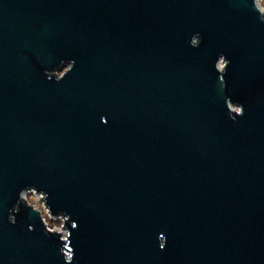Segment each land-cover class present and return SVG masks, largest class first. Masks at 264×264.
Masks as SVG:
<instances>
[{"label": "water", "instance_id": "water-1", "mask_svg": "<svg viewBox=\"0 0 264 264\" xmlns=\"http://www.w3.org/2000/svg\"><path fill=\"white\" fill-rule=\"evenodd\" d=\"M0 264H264L259 0H0Z\"/></svg>", "mask_w": 264, "mask_h": 264}, {"label": "built area", "instance_id": "built-area-1", "mask_svg": "<svg viewBox=\"0 0 264 264\" xmlns=\"http://www.w3.org/2000/svg\"><path fill=\"white\" fill-rule=\"evenodd\" d=\"M259 3H260L261 7H262L263 10H264V0H259ZM28 193H32V194L34 195V191H32V192H28ZM28 193H27V194H28ZM26 196H27V195H26ZM34 197H35V199L37 200V202H38L39 204H41L42 209L39 208V207L37 206V204H35V203H31V202H30V203H31L35 208H38V209L40 210L41 215H42V217H43V219H44V222H45L47 228L50 229V230H54V229H56V230H58L59 232L64 233V229H63V226H64V218L61 217V216H58V217H56V218H50V216H49V214H48V212H47V209L45 208L44 204L38 200V197H37V196L34 195ZM47 217H49V219H47ZM52 220H60V225H59L58 227H55V226H54V227H51V226L49 225L48 221L50 222V221H52Z\"/></svg>", "mask_w": 264, "mask_h": 264}, {"label": "rangeland", "instance_id": "rangeland-1", "mask_svg": "<svg viewBox=\"0 0 264 264\" xmlns=\"http://www.w3.org/2000/svg\"><path fill=\"white\" fill-rule=\"evenodd\" d=\"M27 199H28L29 202L37 204V206L42 209L41 204H39L37 202V200L35 199V197H34V195L32 193H28L27 194ZM47 219H49V217H47ZM48 223H49V225L51 227H54V226L58 227L60 225V220H52L50 222L48 221Z\"/></svg>", "mask_w": 264, "mask_h": 264}]
</instances>
